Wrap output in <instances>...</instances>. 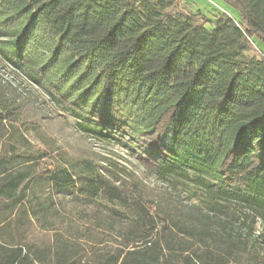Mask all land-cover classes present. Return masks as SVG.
Returning a JSON list of instances; mask_svg holds the SVG:
<instances>
[{
    "label": "trees",
    "instance_id": "1",
    "mask_svg": "<svg viewBox=\"0 0 264 264\" xmlns=\"http://www.w3.org/2000/svg\"><path fill=\"white\" fill-rule=\"evenodd\" d=\"M180 1L0 0V264H230L264 241V0H218L235 16L213 22ZM9 66L196 201L69 159ZM54 218L65 227L39 245L31 227Z\"/></svg>",
    "mask_w": 264,
    "mask_h": 264
},
{
    "label": "rangeland",
    "instance_id": "2",
    "mask_svg": "<svg viewBox=\"0 0 264 264\" xmlns=\"http://www.w3.org/2000/svg\"><path fill=\"white\" fill-rule=\"evenodd\" d=\"M179 5L187 11L202 13L210 22H213L217 16L223 12L235 16L231 10L218 0H181ZM205 26L209 28L211 25L210 23H205ZM251 41L250 53H253L257 51V47L255 41ZM260 48L262 49L263 47ZM2 73L5 79L12 81L16 85L17 91L21 97L28 98L35 103L46 100L44 111L45 113H49V118L41 119V125L47 135L53 139L55 146L65 151L69 159L79 160L86 158L94 162L107 163V165H109V160L111 161V165L109 166L114 171L120 172L124 176L132 173L139 177L145 184L144 190L146 193H153L155 195H166L167 193L172 195L173 198L180 195V199L184 201H196L192 196L194 191L193 184L182 180H178L177 182L161 181L147 172L136 159L127 153L122 145L113 141L107 142L93 139L79 132L74 125V118L68 112L63 111L58 103L50 101L48 92L43 87L32 82L24 69L9 66L2 70ZM35 137L36 139H40L38 136ZM55 153V151L51 152L53 156H57ZM103 158L107 160H102ZM66 208L72 212L76 210V208H73L71 205L66 206ZM231 211L234 212L235 216L240 217L238 220L235 219L234 221L236 222V226L248 227V224L250 225V218L246 219L241 216L239 208L231 207ZM238 221L241 222V224L238 223ZM53 225V227H48L49 229L39 226L31 227V237L39 245L48 244L52 234L51 228L65 227L63 222L55 218L53 219ZM251 227H255L254 235H257L263 231L264 225L259 220H256L254 224H251ZM254 243L251 251L241 253L240 256L230 264H263L264 241L259 239ZM255 251L259 252V256H257L256 259L253 258Z\"/></svg>",
    "mask_w": 264,
    "mask_h": 264
}]
</instances>
